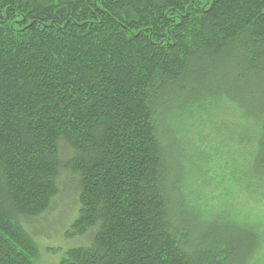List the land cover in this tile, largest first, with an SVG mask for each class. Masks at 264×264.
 I'll list each match as a JSON object with an SVG mask.
<instances>
[{
  "label": "trees",
  "instance_id": "1",
  "mask_svg": "<svg viewBox=\"0 0 264 264\" xmlns=\"http://www.w3.org/2000/svg\"><path fill=\"white\" fill-rule=\"evenodd\" d=\"M222 97L264 194V0H0V264H264L180 188Z\"/></svg>",
  "mask_w": 264,
  "mask_h": 264
},
{
  "label": "rangeland",
  "instance_id": "2",
  "mask_svg": "<svg viewBox=\"0 0 264 264\" xmlns=\"http://www.w3.org/2000/svg\"><path fill=\"white\" fill-rule=\"evenodd\" d=\"M222 100L217 101L218 109L221 110H217L218 112L214 114L216 117L211 118L223 120L224 126L220 124L219 134H215V122L210 121L212 128H206L207 133L204 131L197 136L196 133L199 130L195 128L196 124H194L192 129L194 133L191 132L192 148L204 145V151L208 156L204 161L196 162L194 169L190 170L188 188L186 180L180 188L187 201L194 203L196 200L197 206L209 214L210 218L218 214L226 215L228 222L236 220L239 226H244L246 223L250 226L249 228L256 230L260 245L254 257H264V194L257 192L258 185L255 183H245L247 186L243 193V187H240L242 184L244 185L242 160L237 158V150L243 148L241 140L258 137V130L255 127L258 121L243 115L234 104ZM217 106H212L213 113ZM177 133L180 135V131ZM201 140L205 142L203 143ZM253 144L252 139L248 145L252 147ZM179 164L181 163L179 162ZM65 247L66 242L63 239L52 240L47 246L49 256L43 254L41 263L59 264L61 250ZM34 264H40V262Z\"/></svg>",
  "mask_w": 264,
  "mask_h": 264
},
{
  "label": "bare ground",
  "instance_id": "3",
  "mask_svg": "<svg viewBox=\"0 0 264 264\" xmlns=\"http://www.w3.org/2000/svg\"><path fill=\"white\" fill-rule=\"evenodd\" d=\"M221 114V113H220ZM202 131V130H201ZM184 183V182H183ZM43 245V244H42ZM40 254V253H39ZM32 256V255H31Z\"/></svg>",
  "mask_w": 264,
  "mask_h": 264
}]
</instances>
